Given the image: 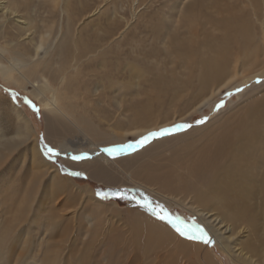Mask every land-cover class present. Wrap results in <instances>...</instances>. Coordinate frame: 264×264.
Here are the masks:
<instances>
[{
  "label": "rangeland",
  "instance_id": "374dc122",
  "mask_svg": "<svg viewBox=\"0 0 264 264\" xmlns=\"http://www.w3.org/2000/svg\"><path fill=\"white\" fill-rule=\"evenodd\" d=\"M106 1L108 4L105 0H68L74 10L83 5H102L99 12L86 19V26L80 25V34L90 45L102 44L104 38L112 41L114 37L110 38L108 31L117 24L114 20L124 23L125 20L131 19L130 10L127 9L129 1ZM187 3L192 2H143L136 10V13L142 12L143 16L141 14L136 18L134 28L125 31L124 39L121 38L117 42L118 45L113 43L109 50L105 51H110L113 55L106 56L103 63L100 62V57L95 55L92 59L77 64L70 62L69 66L73 67H69V70L74 68L68 81L71 90L83 86L85 88L75 91L78 97L76 102L73 101L78 111L75 117H86L88 123L96 126L93 127V133L85 132L83 126L76 122L72 124L70 119L47 109L35 95V84L25 83L23 80V85L13 84L0 72V264H45L47 261L46 264H211L203 259L200 247L196 249L201 245L210 250L207 252L213 256L215 264H264V221L254 213V226L245 227L253 215L252 210L262 212L264 209L262 185L258 180L251 184L253 193L248 194L245 201L234 200L227 203L224 200L217 202L207 199L208 206L215 208L216 214L222 216L224 222L232 227L231 232L223 236L230 239L232 246L240 251V255L236 257L233 254L232 258L226 255L213 237L211 245L189 242L179 237L170 226L157 221L145 209L137 207L135 203L140 199V193H143L154 203L163 205L173 216H179L185 225L191 226L195 222L206 229L192 210L190 205L194 203H191L190 198L178 193H169V190H164L166 193L161 191V181L166 183L162 179L157 182L156 177L159 175V178H164L167 175V178L174 180L180 171H185L190 154L192 157L195 153L192 151L193 147L188 146L199 142V139L212 144L213 139L220 136L222 131H227L228 128V132L231 131L241 120L254 123L260 121V131L264 134V42L261 57L244 68L238 64L235 72L225 74L224 78L231 80L229 85L209 101L200 104L208 92L200 95L197 91L200 80L194 76L196 70L188 72L181 69L177 61L171 63L169 58L165 57L166 50L158 41L153 40L154 37L149 31H146L158 20L157 15L163 18V25L172 21L175 28H181L180 24H176L177 16L179 17ZM223 4L219 6V11L222 12L217 18L226 16L223 14V6L226 3ZM259 5L262 13L259 20L254 17L252 10L247 12L250 10L248 6H240V9L247 13L250 38L255 40H258L262 32L264 35V0H259ZM107 6L109 9L105 8ZM209 13L211 14L210 11ZM194 14L201 19V15ZM22 15L29 23L39 27L38 16L34 17V13ZM165 16L168 17L166 20ZM199 19L197 21L201 22ZM54 20L56 24L52 26L51 40L39 53L41 61L46 60L51 67L60 64L56 52L62 14H57ZM44 21L43 19L45 25L40 26L43 31L48 24ZM150 21H154L151 26ZM133 22L134 20L129 23ZM208 33L221 37L220 34L224 31L220 33L208 30ZM177 34L180 35V32ZM29 43L23 41L25 46ZM0 47L4 45L0 44ZM2 54L0 65L6 63L5 55ZM237 56L235 49H227L224 62L229 64ZM86 71L89 73L86 74ZM79 74L81 78L76 86L74 82ZM14 77L16 75H13ZM43 82L40 78L39 84ZM183 82L187 84L183 85ZM217 82L210 86H217ZM12 93L16 94V98ZM66 96L68 99L66 98L65 102L72 101L71 96ZM25 99L36 104L40 109L39 115L27 106ZM99 101L101 103L95 105ZM220 104H223V107L217 110ZM95 111L97 114H94ZM138 111H142L141 119L136 117ZM16 113L29 125L30 132L25 136L21 135L24 133V120L19 119ZM56 116H59V119ZM200 120H206V123L197 124ZM186 123H190L192 127L156 139L144 148L130 149L114 156L104 152L105 148H123L128 144H136L150 132ZM94 133H99L100 136L94 137ZM42 135L46 142L59 150L67 148V153L83 149V154H90L94 147L88 149L87 145L90 141H95V156L99 155L96 160L102 161L101 155L109 156L113 161L109 162L110 164L97 162L98 164L84 165L87 161L84 160L81 161L83 163L75 162L69 165L62 160L61 155L55 160H50L43 155ZM98 143L101 147L97 146ZM34 145L37 147V155L32 151ZM43 159L49 161L57 170L56 175L52 168L43 166ZM260 168L264 169V162ZM70 172H79L81 175H68ZM170 182L167 186L178 187L172 180ZM100 191H124L132 199L119 200L110 197L108 200H101L96 195ZM160 192L168 197V200L159 195ZM87 195L92 199H88ZM226 197L230 198L231 194L226 193ZM96 201H100L99 206ZM236 213L242 216L243 225H239L238 217L234 216ZM149 216L157 222L148 220ZM144 222L156 225L147 226ZM135 224H141L140 233L135 234ZM213 225L221 226L217 221ZM224 229L222 228V231ZM206 231L208 232L207 229ZM167 233L173 235L166 236ZM209 235L211 236L210 233ZM180 239L186 241L184 247L188 254L185 256L178 254L181 249L176 251L173 248L174 242L177 243Z\"/></svg>",
  "mask_w": 264,
  "mask_h": 264
},
{
  "label": "bare ground",
  "instance_id": "6f19581e",
  "mask_svg": "<svg viewBox=\"0 0 264 264\" xmlns=\"http://www.w3.org/2000/svg\"><path fill=\"white\" fill-rule=\"evenodd\" d=\"M127 1H129V6L127 7V9L130 10L131 19L129 18V20H125V18L122 17V19L124 18L125 20L124 23H120L119 21L116 22V20H114V23L117 24H115L109 31L107 30L109 33V37H114L112 41H110L108 38H104L102 44L90 45V43L86 41L81 35L82 31L80 28L82 26H86V23H84L86 19L90 16H93L96 12H99L102 9V5H83L79 9L74 10L71 8L68 0H0V44L4 45V47H0V54L4 53L6 61L5 64L0 65L1 75L8 81H12L13 84L23 85L21 80L25 81V83L27 82L35 84V95L41 99L47 109L51 110L54 113H57L59 116H64L66 117V119H70V122L72 124L76 122L79 126H83L82 128L83 130H85V132L93 133V127L95 128L96 126L92 123H88L85 119L86 117H75L78 114L77 107H75L76 104L73 103V101L76 102L78 98L75 91H79V89L83 90L85 88L83 86L82 88L79 87L73 89V91L71 90L68 81L70 79V72H73L74 68H71V70H69V67H73L69 65L71 61H73L74 64H77L78 62L90 60L94 57V55L100 57V62L102 61L101 63H103L106 56L113 55V53H111L110 51H108L107 53L105 51H107V49L110 48L113 43L116 44L117 42H119V40L123 38V34L125 33V31L127 32L134 28L136 24V18L141 16L142 14V12L136 13V10L139 6L143 5V2L149 0ZM191 2L192 3L190 4L187 3L188 5L184 7L182 12H180L179 17L177 16L178 21L176 22V24H180L179 27L181 28H175L176 26L173 25L174 22L172 21H169L167 25H163V18L159 17L160 15H157L158 20L155 21L154 25L150 27V29H148V27L146 31H149V34L151 33L154 37L153 38L151 36L153 40L158 41L162 45V48L166 50L164 51L165 57L169 58L171 63L177 61L179 67H181V69L183 70H187L188 72L190 70H196L194 76L200 80V82L198 83L197 91H199L200 95H205V93L208 92V95L203 97V100L200 103L202 104L212 99L213 96L219 94V92L223 88H226L229 85L231 80L225 79V74H227L228 72H235L236 68H238V64L242 68L250 66L263 55V32L258 37V40L250 38L248 30L249 20L247 18V13H244V11L240 9V6H248L250 10H248L247 12H250L252 10V14L258 20L262 17V13L259 9V0H228V2L227 0H191ZM105 3H107L106 0ZM221 3H226L225 6H223L224 4L222 5L224 7L223 12H225L223 14H226V16L217 18L216 16H218L222 12L219 11V6ZM109 6L105 8L109 9ZM107 9H105V11H109ZM194 9L197 11H194ZM158 11L160 10L158 9ZM209 11L211 12V14L209 13ZM30 12L34 13V17L38 16V21L40 22L39 27L37 24L33 25L32 23H29L23 17V13ZM116 13L118 12L116 11ZM194 13H197V15H201V19L197 18ZM44 14H46V16ZM57 14H62V22L59 30L60 36L58 39L59 43L57 44L58 49L56 52L60 64L56 67H51L48 62H45L46 60L41 61V59L39 58V53L44 45L47 44V42L49 43V41L51 40V30L53 24H56V20L54 19ZM167 18L168 17L166 16L164 17L165 20ZM43 19L48 23L47 27L44 28V31L40 29V26L42 24L45 25L43 23ZM197 19H199L201 22H198ZM132 20H134V22L130 24L129 22H131ZM181 20H184V22H181ZM153 22L150 21V26L153 24ZM208 30H211L213 32L220 31V33L224 31V33L220 34V37L214 35L213 33L209 34ZM177 32H180V35H178ZM136 35L137 34H135V36ZM200 36L201 38H199ZM217 38H219L220 40H218ZM24 40L30 42L28 46H25L23 44ZM118 44L119 43H117V45ZM227 49H229V51L235 49V53L236 51L238 53V56L234 58L232 62H229V64L227 62H224L226 59L225 56L227 55ZM88 73L89 72L86 71V74ZM13 75H16V77L13 78ZM80 75L81 74H79L77 79L75 80V85L79 82L81 78ZM40 78L44 80L42 84H39ZM217 81L221 82L217 84ZM214 82H217L215 84L217 86H210ZM182 84L184 85L187 83L183 82ZM66 95L71 96L70 99L72 101L65 102L64 100L67 98ZM100 103L101 101H99V103H96L95 105L98 106ZM85 110L84 112H86ZM51 111L50 113H52ZM136 113V117L141 119L140 115L142 111H138ZM16 114L19 119L24 120V133L22 132L21 135L25 136L28 132H30L29 125L19 113ZM94 114H97V112L95 111ZM59 116H56L57 119H59ZM102 119L104 120V118ZM259 124H261L260 121H256L254 123L253 121L243 122L241 120L231 131L228 132V128L227 131H222L221 135L219 134L220 136H217L214 139L212 138V144H208L205 141H200L199 139V142H194L192 145L188 146L193 147L192 151H195V153L192 157V154H190V160L188 161L189 164L187 163L185 171H180L174 178V180L169 176V178H167V175L164 178H159V175L156 177L157 182H160V179H162L166 183L164 184L161 181V191L163 190V192H165L164 190H169V193H178L186 198H190V200L192 201L191 203H194L190 206L193 208L192 210L194 211V213L199 217L200 222L206 227L208 233L211 234V238L213 237V239L219 243L221 249L226 253V255L231 258L233 254H235L236 257L240 255V251L238 250V248L232 246V244L230 243V239L228 240L223 237L225 233L231 232L232 227L231 225H228L224 222L222 216L216 214L215 208H211L208 206L207 199L210 198L216 200L217 202H221V200H224L227 203H231L234 200L245 201L248 194L253 193L251 184L258 180L259 184L262 185V204L264 206V169L260 168L264 162V134L260 131ZM96 134L94 135V137L98 135L100 136L99 133L98 135ZM87 135L88 133L86 134V136ZM93 142L95 141H90V143L87 145L88 149H92V147L94 148L92 150V153L90 152L89 154V152H87V154H89L90 156V159H86L87 161L84 165H93L94 163L98 164L97 162L110 164L109 162H112L113 159L109 158V156L103 157L100 155V159L102 161L96 160L99 155L95 156L96 150L94 149L96 148V143ZM101 143L103 144V142H100V144ZM100 144L98 143L97 146H99ZM260 144H262V146H260ZM60 150H64L62 152H65L67 154L65 155L62 153L61 158L69 165L75 164V162L70 159L71 155L85 153V150L83 151V149L72 152L69 151L70 153H67V148ZM32 151L34 155H37V147L35 145L32 146ZM42 163L44 164L43 166L52 168L55 175L57 174V170L53 168L49 161L43 159ZM78 163L83 162L80 161ZM36 170L38 169L36 168ZM36 170L34 172H36ZM90 170L92 171V169ZM146 180L149 181L150 179ZM170 180L173 181V184L178 185V187H175L174 185H172L171 187L167 186L169 185L168 183H171ZM148 190L150 189L148 188ZM151 191L152 190H150V192ZM86 193H88L87 190ZM226 193H230L231 197L227 198ZM159 195L164 196L162 195V193ZM166 195L169 196L168 194ZM86 197L88 199H92V197L90 198L89 195H87ZM164 198H167L168 200V197L164 196ZM99 202L96 201V204L98 206ZM251 209H253V207H251ZM252 213L253 215H251L245 227L252 228L254 226V213L264 221V209L262 212L252 210ZM234 216L238 217L239 225H243L242 216L239 213H236ZM212 217H215L213 218L214 220L212 219ZM148 220L157 222L150 216ZM216 221L217 224H220L221 226L216 227L215 225H213V223L215 224ZM144 225L154 226L156 224L144 222ZM222 228L225 229L222 231ZM239 230H241V228ZM134 232L135 234L141 232V224H135ZM170 234L173 235V233ZM170 234L167 233L165 235L169 236ZM153 239L155 238L153 237ZM185 242L186 241L181 240L177 243L174 242L173 244V248L176 251L181 249L180 251H178V254H184V256L188 254L186 248L184 247ZM150 245L153 244L150 243ZM201 246H198L196 249H199L200 247L199 251H203V259L210 261L211 264H215V262L213 261V256H211L209 253L210 250L207 247ZM152 247H154V245ZM207 250L209 252H207ZM191 255L193 254H190V256Z\"/></svg>",
  "mask_w": 264,
  "mask_h": 264
},
{
  "label": "snow or ice",
  "instance_id": "6c2138e0",
  "mask_svg": "<svg viewBox=\"0 0 264 264\" xmlns=\"http://www.w3.org/2000/svg\"><path fill=\"white\" fill-rule=\"evenodd\" d=\"M12 95L14 98H16L15 93H12ZM25 103L27 104L28 107L32 109V111L35 114L39 115L40 109L36 106V104L33 101L25 99ZM221 107H223V104L218 105L217 110H219V108ZM204 123H206V120L197 121V124H204ZM191 127L192 125L190 123H186V124L176 125L173 128H164L156 132H150L148 135L140 138L136 142V144H128L123 148L109 147V148H105L104 152L109 156H114L116 153L126 152L130 149L135 150L139 148H144L156 139L172 135L179 130H187L188 128ZM41 141L44 145L43 155L45 157H47L50 160H55V158L61 155L60 150L56 146L46 142L43 135L41 136ZM65 155L67 154L65 153ZM70 159L74 162H80L86 159H90V156L88 154H75V155H71ZM67 174L72 176L81 175V173L79 172H70ZM96 195L101 200H108L110 197L119 200L132 199V197H130L129 194L124 191H118V192L100 191L97 192ZM135 203L137 204V207L145 209L157 221L162 222L167 226H170L179 237L186 239L188 241L202 243L204 245L213 244L212 238L209 235V233L206 231V229L200 227L195 222H193L191 226L185 225L184 221H182L179 216H173L164 208L163 205L154 203L148 196L144 195L143 193H140V199L136 200Z\"/></svg>",
  "mask_w": 264,
  "mask_h": 264
}]
</instances>
